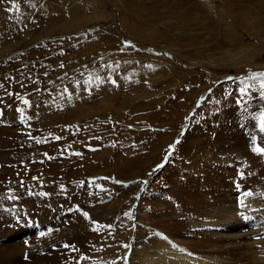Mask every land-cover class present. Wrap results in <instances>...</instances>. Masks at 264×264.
<instances>
[{
	"label": "rangeland",
	"instance_id": "obj_1",
	"mask_svg": "<svg viewBox=\"0 0 264 264\" xmlns=\"http://www.w3.org/2000/svg\"><path fill=\"white\" fill-rule=\"evenodd\" d=\"M121 1L109 4L113 20L104 23L109 28L90 24L50 36L41 31L46 21L41 12L34 10L24 24L11 16L8 2L0 3V12L8 13L0 25V51L16 48L0 54V264H110L113 257L129 264L128 249L120 258L132 242L128 234L140 196L150 185L145 199H164L171 185L161 167L185 134L199 138L223 131L225 121L242 120L264 100V77L255 75L264 72V50L257 66L224 71L190 66L161 48L163 43L142 44L131 36L125 26H136L130 21L139 3ZM241 2L232 0L234 6ZM185 6L211 13L199 0H186ZM165 59L198 80L184 82L185 75L178 79L175 71L169 76L159 70ZM152 64L157 67H147ZM240 88L247 90L241 94ZM162 136L170 138L159 158L135 178L132 172L150 162ZM156 187L164 194L154 192ZM122 197V214L102 212ZM126 212L130 220L123 219ZM96 215L101 221L90 228ZM41 231L47 235L38 236ZM139 231L136 256L150 242L142 226Z\"/></svg>",
	"mask_w": 264,
	"mask_h": 264
},
{
	"label": "bare ground",
	"instance_id": "obj_2",
	"mask_svg": "<svg viewBox=\"0 0 264 264\" xmlns=\"http://www.w3.org/2000/svg\"><path fill=\"white\" fill-rule=\"evenodd\" d=\"M199 1L208 12L218 6L216 0ZM2 2H8L11 16L24 24L29 23L30 13L34 10L41 12L39 16L46 19L41 29L44 36L90 24L109 28L104 25L113 20L111 13H107L109 4L122 5L121 0H16L15 6L10 0H0ZM7 15L0 12V25L7 20ZM125 29L142 44H152L154 40L150 34L143 33L142 27L127 25ZM102 34L108 38L112 32ZM14 46H6L0 54L13 52ZM160 47L167 46L161 44ZM171 62L163 60L164 65L157 64L159 70H168V74L175 71L178 79L185 75L184 82L198 80L196 74L190 76L187 70L170 66L174 65ZM157 65L152 64V68ZM252 65L257 66L255 63ZM171 81L175 83L173 79ZM262 113L264 100L249 107L242 120L225 121L223 131L199 138L191 136L193 133L190 132L185 134L171 158L161 167H166L164 178L171 185L164 199L148 202L145 194L151 191L150 185L140 196L139 206L133 214L136 218L128 234V240L132 239V242L129 248L126 243L120 261L128 249L129 264H264V151H256L257 148L264 149ZM236 123L241 126L237 128ZM169 138L162 136L158 140V146L151 151L150 162L132 172L135 178L159 158ZM134 156L130 154V158ZM159 188L156 187L154 192L163 193ZM97 193L101 198H107L101 192ZM125 200L124 197L115 198L102 212L122 214ZM100 217L102 215H96L90 228L99 224ZM123 219L130 220V217L124 216ZM141 226L150 242L144 249L141 247L136 256L137 245L133 243ZM35 251L29 252L28 257L33 258ZM112 259L110 264H118L116 258Z\"/></svg>",
	"mask_w": 264,
	"mask_h": 264
},
{
	"label": "clouds",
	"instance_id": "obj_3",
	"mask_svg": "<svg viewBox=\"0 0 264 264\" xmlns=\"http://www.w3.org/2000/svg\"><path fill=\"white\" fill-rule=\"evenodd\" d=\"M138 3L130 22L194 67L239 69L255 63L264 50V0H242L238 6L219 0L210 14L186 7V0Z\"/></svg>",
	"mask_w": 264,
	"mask_h": 264
},
{
	"label": "snow or ice",
	"instance_id": "obj_4",
	"mask_svg": "<svg viewBox=\"0 0 264 264\" xmlns=\"http://www.w3.org/2000/svg\"><path fill=\"white\" fill-rule=\"evenodd\" d=\"M10 2L12 3L13 6L16 5V0H10ZM9 10H11V9H9ZM17 10H19V9L17 8ZM124 43H125L126 46H131V42H124ZM149 51H151V50L149 49ZM163 54H164V53H163ZM147 67L151 68L152 66H151V65H148ZM255 75H258V76H262V77H264V72H261V73H255ZM95 79L97 80L96 77H95ZM97 81H99V80H97ZM112 83H113V85H115V84H116V81H112ZM0 87H3V85H0ZM246 90H247L246 88H240V89H239V91H240L241 94L245 93ZM9 95H12V93H9ZM22 102H23L24 105H28V104L30 103L28 99H23ZM239 102H240V101L238 100L237 103H239ZM16 111H17L18 113H20V112H22L23 110L20 109V108H17ZM261 118H262V120H264V113L261 114ZM261 127H262V130H264V125H262ZM56 139H60V137H56ZM36 142L39 143V142H40L39 139H37ZM256 151L260 152V151H264V149L257 148ZM158 167H159V166H158ZM33 179H35V178H33ZM92 179H93V181H94L96 178H92ZM103 179H109V178H108V177H104ZM144 183H147V181H144ZM41 195H47V194H46V193H41ZM9 199H13V200H14V199H16V197H14V196H9ZM83 215H84L85 218L88 217V213H87V212H84ZM124 215H125L126 217H130V216H131V213H130V212H126V213H124ZM17 222L19 223V220H18ZM26 226H29V227L33 226V222H32L31 220L26 221ZM105 227L110 228L111 225H106ZM96 230H97V228H93V231H96ZM45 235H47V233L44 232V231H41V232L38 233V236H40V237H44ZM27 243H28V242L25 241V244H26V245H27ZM64 247H70V245L65 244ZM125 247H127V245H125ZM25 259H27V255L25 256ZM82 259H83V258H82Z\"/></svg>",
	"mask_w": 264,
	"mask_h": 264
}]
</instances>
